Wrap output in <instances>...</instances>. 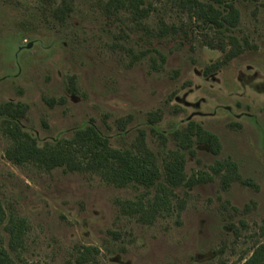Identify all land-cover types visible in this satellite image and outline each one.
I'll return each instance as SVG.
<instances>
[{
  "label": "rangeland",
  "instance_id": "374dc122",
  "mask_svg": "<svg viewBox=\"0 0 264 264\" xmlns=\"http://www.w3.org/2000/svg\"><path fill=\"white\" fill-rule=\"evenodd\" d=\"M107 1L0 0V109L24 104L16 120L40 147L88 125L121 149L144 132L163 167L178 148L174 132L195 122L221 148L196 142L193 153L184 150L194 182L173 188L171 209L147 221L126 203L147 206L156 188L16 163L6 155L12 139L0 113V198L8 215L28 223L13 257L18 264H241L264 243V0H225L240 11L226 34L248 42L229 61L205 43L214 28L176 0H146L153 10L141 23ZM163 22L178 31L161 34ZM227 159L241 179L224 187L212 167ZM0 238L9 248L4 226Z\"/></svg>",
  "mask_w": 264,
  "mask_h": 264
},
{
  "label": "trees",
  "instance_id": "16d2710c",
  "mask_svg": "<svg viewBox=\"0 0 264 264\" xmlns=\"http://www.w3.org/2000/svg\"><path fill=\"white\" fill-rule=\"evenodd\" d=\"M175 2L191 18L214 28L213 34H205V43L224 51L225 61L233 59L243 51L248 42L245 40L242 43L237 36L226 34L240 22V11L233 3L225 0ZM106 7L114 11H129L137 23L148 18L153 10L146 0H108ZM57 9L64 12L65 9L68 10V6L66 4L60 10ZM177 31L176 25L163 22L160 33L164 35ZM25 110L24 104L13 102L5 103L0 109V113L7 116L5 132L12 139V145L6 151L9 159L19 164L26 161L35 162L47 170L65 167L68 171L95 172L118 187L138 184L149 190L156 188V194L147 206L141 201L126 203V211H138L142 219L147 221L156 213L171 209L173 188L194 182L185 172L184 150L193 153V145L196 142L206 144L216 152L221 148L218 136L195 122H190L185 129L174 132L178 148L164 155L163 167L160 166L155 153L147 146L144 132L133 148L121 149L112 146L110 139L98 127L88 125L77 130L70 139L40 147L37 140L24 132L16 120L24 116ZM212 169L215 174L221 176L224 187H229L232 182L241 179L237 164L232 160L217 161ZM2 226L9 233V248L0 238V264H18L11 252H17L22 247L28 223L25 218L8 215L0 198V229ZM241 264H264V243L257 245Z\"/></svg>",
  "mask_w": 264,
  "mask_h": 264
}]
</instances>
